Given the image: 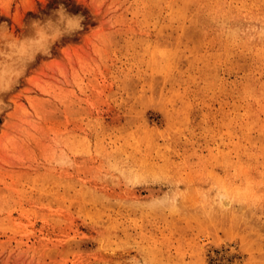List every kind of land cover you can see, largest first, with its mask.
<instances>
[{
	"label": "rangeland",
	"instance_id": "obj_1",
	"mask_svg": "<svg viewBox=\"0 0 264 264\" xmlns=\"http://www.w3.org/2000/svg\"><path fill=\"white\" fill-rule=\"evenodd\" d=\"M0 264H264V0H0Z\"/></svg>",
	"mask_w": 264,
	"mask_h": 264
},
{
	"label": "clouds",
	"instance_id": "obj_2",
	"mask_svg": "<svg viewBox=\"0 0 264 264\" xmlns=\"http://www.w3.org/2000/svg\"><path fill=\"white\" fill-rule=\"evenodd\" d=\"M61 16L65 17L68 20H72L76 23L77 27L75 31H82L83 25H84V16L81 14H73L70 13L67 8L64 6V4H59L57 8L53 9L52 12L49 14L48 19H58ZM42 23L44 21H33V23ZM65 35L72 36L74 35V31L66 32Z\"/></svg>",
	"mask_w": 264,
	"mask_h": 264
}]
</instances>
